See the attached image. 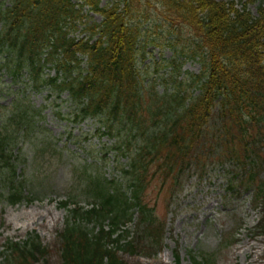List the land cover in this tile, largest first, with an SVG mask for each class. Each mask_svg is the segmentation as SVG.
Masks as SVG:
<instances>
[{"label": "trees", "instance_id": "1", "mask_svg": "<svg viewBox=\"0 0 264 264\" xmlns=\"http://www.w3.org/2000/svg\"><path fill=\"white\" fill-rule=\"evenodd\" d=\"M150 46L171 55L155 61ZM188 60L197 73L182 70ZM2 71L6 86L18 87L0 104V201L32 199L13 153L44 108L31 92L46 91L45 106L74 125L90 120L84 136L111 141L88 152L113 157L116 174L83 166L77 195L92 204L66 208L55 232L58 264H127L123 256L138 245L128 224L144 233L138 246L156 245L162 228L143 196L151 177L179 187L194 173L202 178L209 162L232 165L228 192L252 190L264 233V0H0ZM2 248L0 264L47 260L37 234L5 239ZM188 257L210 264L193 251Z\"/></svg>", "mask_w": 264, "mask_h": 264}, {"label": "rangeland", "instance_id": "2", "mask_svg": "<svg viewBox=\"0 0 264 264\" xmlns=\"http://www.w3.org/2000/svg\"><path fill=\"white\" fill-rule=\"evenodd\" d=\"M250 9L255 13L254 5ZM90 16L94 20L100 19L95 14ZM156 32L167 33L163 28H157ZM183 34H189L188 30L184 29ZM148 49L155 61L171 55L168 47L150 46ZM182 70L197 73L199 64L193 60L185 61ZM0 73V104L8 106L15 98L14 90L18 85L6 86L10 79L3 71ZM45 94L46 91L30 93L29 99L35 107L44 108L36 117V127L26 132V136L19 133L14 142L13 153L18 151L22 157L16 173L24 183V193L30 195L31 191L33 196L32 200L16 205L0 201V252L5 239L36 233L47 246V260L42 264H58L59 246L54 233L66 215L60 201L81 189L84 165L105 176L116 173L113 157L99 161L88 152L104 149L100 145L107 142L108 146L111 141L105 137L98 139L95 134L84 136L93 132L91 121L74 125L66 116L56 115L51 106H45ZM48 103L52 104L50 100ZM65 111L61 108V112ZM217 163L209 162L202 178L194 173L179 187L160 174L151 177L143 195L144 202L154 211L161 228L165 226L164 232L152 248L136 246L126 253L123 258L127 264H175L174 258H179V264H193L188 257L189 251L195 253L198 261L207 257L210 264H264V233L257 230L262 212L254 208L252 190L229 193L226 180L230 176L226 169H231L232 165L224 163L223 171ZM258 168L259 176L264 178V165ZM235 172L228 171V174ZM71 197L84 206L91 201L85 195ZM128 235L139 242L144 233L134 225ZM155 246L158 248L154 249Z\"/></svg>", "mask_w": 264, "mask_h": 264}]
</instances>
